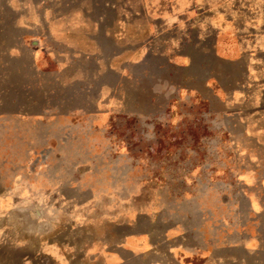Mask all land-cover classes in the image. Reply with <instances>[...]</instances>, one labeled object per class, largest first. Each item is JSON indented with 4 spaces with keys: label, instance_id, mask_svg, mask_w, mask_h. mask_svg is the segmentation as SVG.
<instances>
[{
    "label": "crops",
    "instance_id": "crops-1",
    "mask_svg": "<svg viewBox=\"0 0 264 264\" xmlns=\"http://www.w3.org/2000/svg\"><path fill=\"white\" fill-rule=\"evenodd\" d=\"M174 1L166 12L170 29L149 36L148 26L165 21L151 8L153 0L17 2L19 38L7 54L19 60L26 51L40 86H81L93 69L95 76L101 69L117 75L116 62L120 70L146 66L155 40L173 33V20L181 17L190 38L181 46L198 42L219 67L243 69L242 78L224 90L206 65L202 88L213 92L207 85L213 81L226 95L239 94L226 110L264 113V0H214L218 10L212 14L204 11L213 0H202V13L186 16L174 12L182 0ZM200 21L207 40L199 42ZM135 27L142 31L138 41L131 37ZM228 30L239 43L234 59L209 43ZM133 51L142 55L131 59ZM188 60L187 68L194 69V54ZM17 85L0 79V264H264V200L251 198L246 209L238 201L241 216L228 233L220 188L204 193L194 207L200 210L180 216L178 198L165 200L147 180L132 188L129 173H109L113 162L102 156L114 147L107 134L117 118L132 116L121 110L122 97L47 90L20 97ZM20 99L27 110L20 109ZM72 100L92 102L93 108L67 109Z\"/></svg>",
    "mask_w": 264,
    "mask_h": 264
},
{
    "label": "rangeland",
    "instance_id": "rangeland-1",
    "mask_svg": "<svg viewBox=\"0 0 264 264\" xmlns=\"http://www.w3.org/2000/svg\"><path fill=\"white\" fill-rule=\"evenodd\" d=\"M21 1L29 0H0V79L16 81L18 85L15 88L20 97L40 90L66 93L68 97L81 94L94 97L109 93L122 97L121 110H130L132 116L117 118L107 134L114 147L112 151H104L102 156L110 157V163L113 162L109 173L113 169L120 178L129 173L132 188L143 185L147 180L146 184L155 185L165 200L178 198L180 216L200 210L194 207L204 193L208 189L218 191L220 188L227 205L228 233L236 218L241 216L237 211L238 201L246 209L251 198L259 202L264 200V113L258 116L246 110H226L224 105L239 102V94L226 95L213 81L207 83L213 92L202 88L205 78L203 67L206 65L212 74L221 77L224 90L230 82L234 84L239 79L243 69L234 68L232 64L219 67L211 54H207V46H200L198 42L192 47L181 46L183 42L190 41L186 38L185 20L181 17L179 21L173 20L177 22L173 23L176 27L174 32L155 40L153 56L146 66L133 65L120 70V64L116 62L117 75L101 69L95 76L93 69L86 71L88 74L81 86L68 85L66 89L59 90L53 85H38L41 80L31 69V57L26 51L19 60L11 59L7 54L19 38L14 29V7ZM174 2H151V8L153 6L165 21L148 26L147 36L156 29L164 33L170 29L172 22L166 20V12H170ZM213 2L205 8V13L212 14L218 10V5H212ZM200 3L202 0H182L174 12L185 16L200 14L203 8ZM195 25L199 35L195 41L207 40L206 23L200 21ZM131 31L132 39L138 41L142 38L138 27ZM233 34L228 30L222 32L216 43L209 41L216 53L226 59H234L239 49L238 39ZM192 54L196 62L194 69L190 70L187 68L188 57ZM141 55L133 51L129 56L137 59ZM12 64L15 65L13 68ZM72 72L68 70L66 73ZM52 80V75H47L45 81ZM2 89L5 87L0 86ZM19 105L23 111L28 109V103L21 99ZM74 106L90 110L93 103L67 102V109ZM116 159H119L117 163ZM210 201L216 203L214 197Z\"/></svg>",
    "mask_w": 264,
    "mask_h": 264
}]
</instances>
